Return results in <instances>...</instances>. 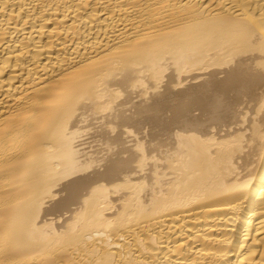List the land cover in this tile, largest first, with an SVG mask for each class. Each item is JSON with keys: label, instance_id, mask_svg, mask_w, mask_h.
I'll list each match as a JSON object with an SVG mask.
<instances>
[{"label": "bare ground", "instance_id": "obj_1", "mask_svg": "<svg viewBox=\"0 0 264 264\" xmlns=\"http://www.w3.org/2000/svg\"><path fill=\"white\" fill-rule=\"evenodd\" d=\"M0 264H264V0H0Z\"/></svg>", "mask_w": 264, "mask_h": 264}]
</instances>
